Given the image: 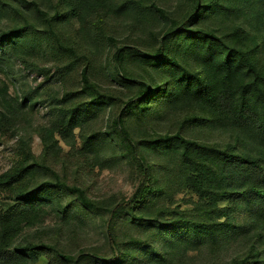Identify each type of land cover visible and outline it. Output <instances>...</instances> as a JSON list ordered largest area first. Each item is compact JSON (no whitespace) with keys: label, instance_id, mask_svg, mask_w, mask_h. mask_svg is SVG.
<instances>
[{"label":"rangeland","instance_id":"374dc122","mask_svg":"<svg viewBox=\"0 0 264 264\" xmlns=\"http://www.w3.org/2000/svg\"><path fill=\"white\" fill-rule=\"evenodd\" d=\"M37 1L41 10H49L51 14L57 10L69 13L71 17L65 24L66 31L59 27L56 39L49 36L42 16L27 13L32 19L30 33L22 39H15L14 36L18 35L12 34L10 39L0 42V174L20 170L33 160L41 166V172L21 181L17 188L33 193V188L45 180L52 181L49 185L53 187L42 192L40 203L20 206L15 201L14 192L1 191L0 186V212L13 214L9 226L12 236L9 248L22 251L26 245L44 244L53 249V252H38L34 264H111L114 257H119V264H141L147 258H154L152 264H222L231 257L246 259L251 254L250 248L244 247L250 238L248 233L235 236L228 247L227 257L222 259L221 256L220 260H214V256L207 252L210 247L203 243L202 249L190 248L191 244H188L189 247H181L173 254L169 251L163 255L169 258L168 263L161 260L162 247L158 244H153L154 255L151 249L142 250L149 238V241H154L164 236V243L169 244V237L181 233L162 232L152 227L150 220L145 225L134 224L129 219L131 214L147 212L149 219L162 216L161 221L175 222V214H183L190 219V214L198 209L199 197L194 192L187 189L179 191L174 187H169L156 199L140 200L121 213L110 227L113 244L108 243L103 226L106 210L132 196L141 173L126 143H118L120 155L103 158L101 151L104 145L102 141L95 144L94 138L105 137L107 120L110 117L116 119L124 108V104L115 97L121 95L123 98L129 92L126 84L147 80L151 76V69L156 64L139 58L157 57L155 53L163 43L165 30L172 33L175 27L184 23L191 31L202 34L210 31L216 35L220 40L216 43L218 51L222 54L231 49L235 51L237 60H241L248 51V56L260 59L264 55V0L242 2L241 8L240 0ZM195 1L205 5L208 18L201 16L198 23L190 25L188 17ZM151 4L164 8L166 17L174 23H167L165 18L153 12ZM19 11L26 10L20 7ZM1 26L7 30L4 22ZM87 30L93 33V40L90 46L87 45L91 48L88 58L94 64L91 81L97 86L99 95H93L80 83L83 61L80 55L72 56L66 49L83 46H77L76 41L81 37L86 39ZM188 36L198 39L192 40L188 46L186 37L176 40V34L170 35L163 54H175L189 60L186 48L197 51L204 40L199 35ZM249 36L256 39L255 44L246 40ZM69 37L72 39L66 41ZM203 46L207 44L204 42ZM102 66L108 76L102 71ZM131 86V90L137 87ZM68 95L72 97V103L83 104L80 119L70 118L71 109L62 106ZM93 104L105 106L94 109ZM261 110H264L263 105ZM137 113L135 109L129 110L125 127L131 136L142 138L176 131L183 119L191 114L189 111L155 118L148 123V131L147 124L142 123ZM4 116L8 120H4ZM43 127L54 132V140L46 144L43 143L44 136L41 137L43 133H40ZM183 133L216 147H224L233 141V134L221 128L185 127ZM159 158L152 155L154 163H160ZM55 174L59 181L81 188L96 209L85 208L74 196L57 188L53 182ZM253 222L255 225L250 229ZM257 224V219L245 209L236 210L232 215L231 225L241 230L253 233ZM261 249L259 259L264 261V248ZM55 252L62 253L69 261L61 260Z\"/></svg>","mask_w":264,"mask_h":264},{"label":"trees","instance_id":"16d2710c","mask_svg":"<svg viewBox=\"0 0 264 264\" xmlns=\"http://www.w3.org/2000/svg\"><path fill=\"white\" fill-rule=\"evenodd\" d=\"M249 1L240 0V8L244 4L242 2ZM40 6L37 0H0V42L4 43L5 38L10 39L12 34L18 35L14 36L15 39H22L30 33L32 19L27 13H37L42 16L51 37L57 39L56 32L61 26L66 31L65 24L71 17L69 13H60L56 10L51 14L49 10H41ZM204 6L195 1L193 11L188 17L190 25L198 23L201 16L208 18V9ZM20 7H24L26 11L20 12ZM151 9L165 18L167 23H174L166 17L164 8L151 4ZM3 22L7 30H3L1 26ZM174 29L172 33L167 30L163 32V43L158 46L155 53L157 57L139 58L143 62L156 64L151 69V76L147 77V80H134L132 83L137 86L134 90H131L133 84H126V87L130 88L129 92L123 98L121 95L115 97L124 104V108L116 119L110 117L107 120L104 129L105 137L94 138L95 144L102 141L104 145L101 151L103 158L120 155L121 147L118 143H126L132 158L138 162L141 173L140 182L132 196L106 210L107 218L103 223L107 232H105L106 241L113 244L110 234L111 224L131 205L140 200L144 202L148 197L156 199L169 187H174L179 191L187 189L194 192L199 197L198 209L190 214V219L186 215L175 214V222L161 221L162 216L149 219L147 212L131 214L129 219L134 224L145 225L150 220L151 226L163 230L162 232L181 233L169 237V244L164 243V236L154 241H149L151 239L149 238L142 246V250L153 251V244L156 243L162 247L161 260L168 263L169 258L163 255L169 251L173 254L181 247H189L188 244H191L190 248L202 249L203 243L206 247H210L207 252L214 256V260H220L221 256L222 259L227 257L228 247L235 236L248 233L250 238L244 247L250 248L251 254L246 259L231 257L229 260H224L222 264H264V261L259 259L263 251L261 247L264 248V110H261V106H264V55L260 56V59H255L251 55L248 56L246 51L243 58L237 60L234 50L229 49L226 54L218 51L216 43L220 40L210 31L203 34L195 30L191 31L185 27L184 23ZM90 34L91 32L87 30L86 39L81 37L80 41H76L77 46H83L66 49L72 56L80 55L83 61L80 69V83L91 90L93 95H99L97 86L91 81L94 64L88 58L91 48L89 49L87 45L90 46L93 40V33ZM173 34L174 36L176 34V40L186 37L188 46L192 40L198 39L196 36L189 37L188 34L199 35L207 46H203V42L199 44L197 51L186 48L189 60L175 54L166 56L164 53L165 56H159L164 55L165 43ZM70 39L72 37L67 38L66 41ZM246 40L250 44L256 43L253 36H249ZM212 46H214L213 49ZM0 47H2L1 44ZM101 69L104 71L103 66ZM106 71L109 72V70ZM106 75L108 76L107 73ZM68 96L62 101V106L68 110L71 109L70 118L80 119L84 111L81 109L83 104L72 103V97ZM104 106L93 104L94 109H102ZM132 109L138 112L142 123L147 124L148 131V123L155 118L161 119L168 114L172 116L189 111L191 114L183 119L176 131L169 130L157 137L142 138L131 136L125 127L128 112ZM3 119L8 120L5 116ZM185 127L186 129L221 128L233 134V141L232 144L224 147L212 146L185 135L183 133ZM40 133H43L41 137L44 136L43 143L54 140V132L51 129L43 127ZM28 154L30 155V152ZM152 155L160 156L162 158H159L160 163H154ZM40 169L41 166L32 160L20 170L0 174L1 191L14 192L15 201L20 206L40 203L42 192L53 187L49 185L52 181L45 180L38 183L33 188L35 191L33 193L22 192L17 188L21 181L31 178L36 172H41ZM53 177L57 188L74 196L85 208L96 209L86 199L81 188L59 181L56 174ZM223 203L227 206H220ZM239 209L247 210L257 219L258 224L253 233L231 225L232 215ZM15 213L21 215L17 211ZM12 216L11 212H0V264H34L38 252H53L50 246L44 244L26 245L21 249L22 251L17 248L11 250L13 248H9L12 238L9 226ZM245 225L247 227V224ZM254 225L253 222L250 229ZM182 250L186 252V249ZM55 253L61 260L69 261L62 253ZM116 254H119L118 250ZM118 258L111 259V264H119ZM153 259L147 258V261L141 264H152Z\"/></svg>","mask_w":264,"mask_h":264}]
</instances>
